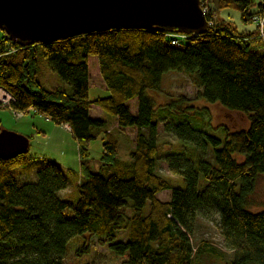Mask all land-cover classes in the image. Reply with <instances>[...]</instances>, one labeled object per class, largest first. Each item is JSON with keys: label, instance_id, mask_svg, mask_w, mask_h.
Segmentation results:
<instances>
[{"label": "trees", "instance_id": "obj_1", "mask_svg": "<svg viewBox=\"0 0 264 264\" xmlns=\"http://www.w3.org/2000/svg\"><path fill=\"white\" fill-rule=\"evenodd\" d=\"M216 4L213 14L236 8L243 23L264 14V0ZM258 30H240L218 15L206 32L177 44L171 33L155 28L106 29L27 45L2 31L0 88L12 96L9 107L68 124L82 164L80 171L65 168L30 149L0 158V264H66L69 243L87 233L109 242L90 251L83 264H203L205 253L221 259L207 240L195 246L200 218L216 222L226 249L235 252L230 264H264V207L254 209L261 205L254 192L264 176V40ZM46 65L66 85L47 87L41 80ZM172 71L193 80L199 99L245 114L249 126L223 127L217 137L204 134L208 113L185 95L158 107L154 93ZM97 83L109 94L92 100L90 88ZM100 111L115 117L122 132L135 129L128 159L121 158L118 138L107 133ZM167 117L169 134L183 142L203 139V147L190 153L180 142L167 150L176 182L157 168L158 123ZM101 130L106 136L100 170L94 171L90 145ZM26 169H37V179L20 184L17 170ZM73 176L79 179L75 202L59 194ZM166 189L172 195L162 201L157 194ZM125 230L128 239H114Z\"/></svg>", "mask_w": 264, "mask_h": 264}, {"label": "rangeland", "instance_id": "obj_2", "mask_svg": "<svg viewBox=\"0 0 264 264\" xmlns=\"http://www.w3.org/2000/svg\"><path fill=\"white\" fill-rule=\"evenodd\" d=\"M262 1V0H261ZM208 4H211L214 8L217 7L216 0H208ZM209 15L213 16V21L218 18H226L231 20L234 24H237L240 30L246 29V27L254 28V24H259L253 18V23L244 24L241 19V14L236 8H227L220 11H209ZM264 15V14H262ZM262 18V17H261ZM257 19V18H256ZM248 24V25H247ZM2 30L0 29V33ZM169 33V32H168ZM174 34L173 32H170ZM169 33V34H170ZM177 33V32H176ZM99 74L96 73L94 75V79H97ZM41 80L47 87H62L66 85V83L60 78V76L51 69L49 65L43 67L41 72ZM161 91L158 93H154L156 104L160 107L162 104H166L169 101V98H178L180 96H184L187 99H190L188 104H193L198 106L201 109L202 113H208L206 119H204L205 127L204 134H211L213 136H223V127L229 130H239L244 129L249 126L248 118L245 114L240 111H234L230 109H226L220 103L216 102L211 103L208 101H204L197 97V87L194 84L193 80L183 71H172L168 72L164 75L162 80ZM109 91H107L106 87L97 83L90 88L89 95L91 99H97V97L108 96ZM152 94V93H151ZM22 114V115H20ZM201 116V115H200ZM105 120H108V125L105 130L116 135L119 141L120 155L121 158L128 159L130 152L132 151V147L134 146V134L135 129L126 130V132H122L118 129L116 119L109 114H105ZM202 117V116H201ZM200 119V118H199ZM170 118L161 119L158 123V136L160 141V147L162 148L161 153L159 154L158 161V171L164 175L172 178L175 182L177 181V175H174L165 159L167 150L175 147L178 142H180L181 146H187L190 151L197 149L198 147H203V139L198 137L197 142L190 141H181L176 136L169 134L168 124L170 123ZM0 127L7 129L9 131H15L19 134H25L29 137L30 150L33 153H37L39 155H47L49 157L55 158L59 162H61L65 168H72L76 171H80L82 161L80 159V150L79 143L76 139H74L71 131L63 126H60L56 123H53L45 116L38 114L34 109L29 112H19L10 108L9 106H1L0 107ZM69 128V127H68ZM105 130L100 131V135L97 140L91 142L90 150L92 151V165L94 171L100 170L101 160L100 155L102 153L103 142L105 141ZM203 136L205 139L207 138L205 135ZM209 143V146L212 148L211 141L206 140ZM183 144H182V143ZM192 144V145H190ZM210 147L206 149V155L209 158H212V152ZM18 180L20 184H23L27 181H36L37 169L28 170H17ZM80 179V175L78 176ZM78 179V181H79ZM182 179V187L185 186V181ZM76 177L70 178L69 188L66 190H62L59 194L66 199H70L72 201H76L79 197V193L77 191V183ZM256 190L254 192V197L257 199L258 204L260 206H255V210H261L264 207V176L259 179L256 184ZM172 190L166 189L157 194V197L162 201H167L171 198ZM148 209V208H147ZM132 213V212H131ZM67 215L72 214V209L66 212ZM196 233L192 237V240L195 246H198L201 240H207L213 245L219 252H221V259L216 256H209V254L205 253L201 257V263L203 264H230V260L233 259L234 253L232 250L226 249L223 241V236L218 231L216 226V222L214 220H205L199 219L197 220ZM130 237L128 234V230L124 232L116 233V240H125ZM109 240L107 237H103L101 240L96 235H91L89 233L83 235L82 237H78L72 240L68 245V253L64 257L66 264H83L89 260V253L95 249L104 250L107 247ZM193 264H199L198 260H195Z\"/></svg>", "mask_w": 264, "mask_h": 264}, {"label": "water", "instance_id": "obj_3", "mask_svg": "<svg viewBox=\"0 0 264 264\" xmlns=\"http://www.w3.org/2000/svg\"><path fill=\"white\" fill-rule=\"evenodd\" d=\"M209 27L200 0H0V29L23 45L116 28L203 34ZM30 143L0 127V158L24 154Z\"/></svg>", "mask_w": 264, "mask_h": 264}, {"label": "built area", "instance_id": "obj_4", "mask_svg": "<svg viewBox=\"0 0 264 264\" xmlns=\"http://www.w3.org/2000/svg\"><path fill=\"white\" fill-rule=\"evenodd\" d=\"M200 4L202 5L203 11H204L205 15L207 16L209 26L212 25L214 21L211 18H209L210 17L209 11H212L213 6L211 4H208V0H200ZM255 20L259 24L258 33L260 34V36L264 40V15H262V14L257 15L255 17ZM173 33L174 34L171 33V35L173 38L172 43H174V44L179 43L181 41V39L188 38L187 36L189 35V34H186L183 32H181V33L173 32ZM11 100H12V96H10L9 93H7L4 89L0 88V101L3 103L2 106H9L11 103ZM19 112H22V111H19ZM20 115H22V114H20Z\"/></svg>", "mask_w": 264, "mask_h": 264}, {"label": "crops", "instance_id": "obj_5", "mask_svg": "<svg viewBox=\"0 0 264 264\" xmlns=\"http://www.w3.org/2000/svg\"><path fill=\"white\" fill-rule=\"evenodd\" d=\"M225 9H227V8H225ZM251 23H253V22H251ZM244 24H246V23H244ZM254 24V23H253ZM248 25V24H247ZM247 29H249V30H255L256 28H257V24H254V28H252V27H246ZM243 30V29H242ZM245 30V29H244ZM99 114H100V117H103V118H106L105 117V114L106 113H104L103 111H100L99 112ZM113 117V116H112ZM115 118V117H114ZM116 123H117V119H116ZM60 126H63L64 128H67V129H69L70 131H71V129H70V127H69V125L68 124H66V125H60ZM69 127V128H68ZM121 131V130H120ZM72 133V132H71ZM46 155V154H45ZM52 158V157H51ZM54 160H56L55 158H53ZM56 161H58V160H56ZM63 165V164H62ZM64 166V165H63Z\"/></svg>", "mask_w": 264, "mask_h": 264}]
</instances>
